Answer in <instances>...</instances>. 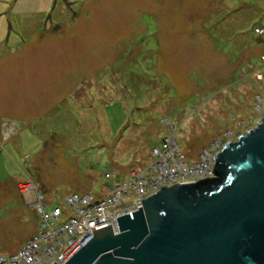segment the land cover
<instances>
[{"label": "rangeland", "instance_id": "1", "mask_svg": "<svg viewBox=\"0 0 264 264\" xmlns=\"http://www.w3.org/2000/svg\"><path fill=\"white\" fill-rule=\"evenodd\" d=\"M254 27L264 0H0V254L36 233L29 183L68 211L65 197L144 167L166 135L192 162L254 128Z\"/></svg>", "mask_w": 264, "mask_h": 264}, {"label": "water", "instance_id": "2", "mask_svg": "<svg viewBox=\"0 0 264 264\" xmlns=\"http://www.w3.org/2000/svg\"><path fill=\"white\" fill-rule=\"evenodd\" d=\"M213 174L160 190L65 264H264V113L222 146Z\"/></svg>", "mask_w": 264, "mask_h": 264}, {"label": "built area", "instance_id": "3", "mask_svg": "<svg viewBox=\"0 0 264 264\" xmlns=\"http://www.w3.org/2000/svg\"><path fill=\"white\" fill-rule=\"evenodd\" d=\"M253 33L264 38L262 27H254ZM261 112L264 113L263 107ZM174 137L166 135L160 146L151 150L148 164L103 187L95 197L88 194L65 197L68 211L58 205L48 209L50 202L38 186L27 184L24 193L31 195L27 206L39 219L36 233L14 253L0 254V264H65L91 238L93 231L111 226L117 233L116 219L138 211L142 201L160 190L213 178L216 154L226 143L213 141L200 150L197 160L190 162L179 151ZM104 178L113 180L108 174Z\"/></svg>", "mask_w": 264, "mask_h": 264}, {"label": "crops", "instance_id": "4", "mask_svg": "<svg viewBox=\"0 0 264 264\" xmlns=\"http://www.w3.org/2000/svg\"><path fill=\"white\" fill-rule=\"evenodd\" d=\"M225 83H226L225 80H220V81L218 80L215 84L211 85V87L209 88V90L211 92L212 91H215V90H218ZM3 143H4V140L2 141V143H0V146L2 148V150H1L0 153H2V151H3ZM18 194L20 195L22 201L27 205V202L31 199V195L30 194H25V193H18Z\"/></svg>", "mask_w": 264, "mask_h": 264}]
</instances>
